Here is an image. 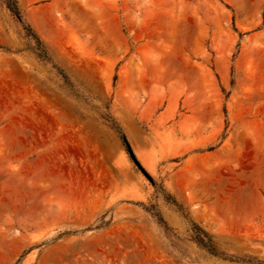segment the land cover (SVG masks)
<instances>
[{"label":"rangeland","instance_id":"1","mask_svg":"<svg viewBox=\"0 0 264 264\" xmlns=\"http://www.w3.org/2000/svg\"><path fill=\"white\" fill-rule=\"evenodd\" d=\"M0 264H264V0H0Z\"/></svg>","mask_w":264,"mask_h":264},{"label":"trees","instance_id":"2","mask_svg":"<svg viewBox=\"0 0 264 264\" xmlns=\"http://www.w3.org/2000/svg\"><path fill=\"white\" fill-rule=\"evenodd\" d=\"M10 5H11V6H9V7H10L11 11H12L14 14H16V15L19 16V10H18V8L16 7V3H15V1H12ZM28 29H29V28H28ZM29 30H30V29H29ZM34 39H35L36 41H38V38H37L36 36H34ZM121 138H122L123 141H125V138H124V136H123L122 134H121ZM126 151H127V153L129 154V152H128V148H126ZM129 156H130V158H131V159L137 164V162H136L134 156H133V155H130V154H129ZM196 242H197L200 246H202V247H204V248H207L208 251H210V253H213V250H211V246H210V245H205V242H204L203 240H196ZM206 243H207V242H206Z\"/></svg>","mask_w":264,"mask_h":264},{"label":"water","instance_id":"3","mask_svg":"<svg viewBox=\"0 0 264 264\" xmlns=\"http://www.w3.org/2000/svg\"><path fill=\"white\" fill-rule=\"evenodd\" d=\"M126 148H128V152H129V154H130V155H133L131 149L129 148V146H128L127 144H126Z\"/></svg>","mask_w":264,"mask_h":264}]
</instances>
